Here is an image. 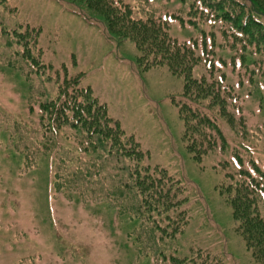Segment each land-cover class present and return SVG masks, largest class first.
Returning <instances> with one entry per match:
<instances>
[{"label": "rangeland", "instance_id": "rangeland-1", "mask_svg": "<svg viewBox=\"0 0 264 264\" xmlns=\"http://www.w3.org/2000/svg\"><path fill=\"white\" fill-rule=\"evenodd\" d=\"M120 1L135 19L171 17L164 30L179 45L200 33L198 23L195 28L188 23L182 0ZM67 2L0 0V264H153L157 255L139 240L144 229L136 206L124 194L108 196L95 184L100 177H90L92 188L83 187L81 193L67 188L56 193L59 163L51 149H41L45 143L38 131L41 104L56 100L65 76H83V85L147 152L143 163L166 170L184 187L187 223L177 237L158 244L170 257L168 264H224L221 257L225 264H258L232 229L235 222L225 198L233 195L228 187L234 180L228 174L236 168L248 167L254 158L264 172V88L250 85V74L241 71V89L238 77L230 76L227 83L244 100L242 113L227 106L224 117L202 103L228 144L197 160L184 142L176 106L183 80L165 65L145 69L156 54L110 34L99 14L85 4ZM26 27L32 34L27 35ZM216 40L217 46L220 36ZM250 51L252 64L258 55ZM215 52L226 60L232 56L219 47ZM141 56L149 63L138 61ZM38 58L52 66L46 72L39 64L30 66ZM226 63L230 74L231 64ZM255 81H264V75H255ZM231 113L245 119L244 136V130L231 129ZM76 141L74 130L59 133L57 143L65 150L58 158L78 156ZM84 157L95 158L91 153Z\"/></svg>", "mask_w": 264, "mask_h": 264}, {"label": "trees", "instance_id": "trees-1", "mask_svg": "<svg viewBox=\"0 0 264 264\" xmlns=\"http://www.w3.org/2000/svg\"><path fill=\"white\" fill-rule=\"evenodd\" d=\"M61 1L77 6L85 4L99 14L110 34L133 41L138 49H150L157 55L152 63L144 56L138 58L140 62L149 63L144 65L145 69L165 65L172 75L183 80L184 90L181 96L175 97L176 106L184 124V142L195 159L199 160L217 147L220 150L227 147L224 132L217 120L206 113L202 103L207 102V107L218 109V114L224 117L227 106L239 111L244 100L233 94L237 87L227 80L232 75L240 78L237 85L241 89L245 77L241 71L250 74L247 79L250 85L259 84L264 88V81L257 84L255 81V75H264V0H182L187 6L188 23L193 28L199 24L201 29L194 40L183 45L167 38L164 28L171 24L172 18L166 15L158 19V23L153 19L133 18L120 0ZM26 31L27 35L32 34L28 27ZM38 31L37 28L35 34ZM14 35L21 39L17 33ZM218 36L221 42L216 46ZM217 47L232 54L229 60L218 57ZM33 48L36 49L35 44ZM250 48L258 55V60L252 64L249 56L253 51L247 53ZM38 61L30 66L39 64L38 68L44 72L52 66L42 64L41 59ZM227 61L231 64L230 74L224 69ZM67 78H62L56 100L41 104L40 116L44 122L41 121L38 131L45 143L41 149H51L59 163L56 193H62L64 188L81 193L83 187L92 188L88 182L90 177H100L95 184L108 196L124 194L136 206L135 214L144 229L138 234L139 240L158 251L153 264H168L170 257L163 255L164 250L158 244L177 237L187 223L188 218L183 213L186 199L181 196L184 187L166 170L143 163L147 152L134 135L125 132L118 119L111 117L106 103L99 102L91 89L83 85V76ZM237 119L232 113L227 116L231 129L243 131L245 119L241 116ZM68 130H74L79 154L70 159L58 158L65 150L57 143L58 134ZM244 135L245 130L240 133L241 137ZM86 153L95 158L84 157ZM256 161L252 158L248 167L239 166L234 174H228L234 180L228 187L233 195L225 199L235 222L232 229L241 235L254 260L264 264V172ZM221 259L225 264L224 257Z\"/></svg>", "mask_w": 264, "mask_h": 264}]
</instances>
